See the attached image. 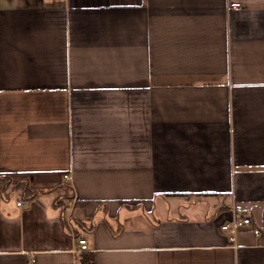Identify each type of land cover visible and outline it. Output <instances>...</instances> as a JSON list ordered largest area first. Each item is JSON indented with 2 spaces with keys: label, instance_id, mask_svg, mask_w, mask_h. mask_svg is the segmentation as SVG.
<instances>
[{
  "label": "crops",
  "instance_id": "crops-1",
  "mask_svg": "<svg viewBox=\"0 0 264 264\" xmlns=\"http://www.w3.org/2000/svg\"><path fill=\"white\" fill-rule=\"evenodd\" d=\"M2 176L0 264H264V0H0Z\"/></svg>",
  "mask_w": 264,
  "mask_h": 264
},
{
  "label": "built area",
  "instance_id": "built-area-1",
  "mask_svg": "<svg viewBox=\"0 0 264 264\" xmlns=\"http://www.w3.org/2000/svg\"><path fill=\"white\" fill-rule=\"evenodd\" d=\"M65 179L71 178L69 174H64ZM19 205H23L24 202L21 200L18 202ZM253 218L250 214H239L234 216L231 220L222 224V229L226 232L230 233L229 239L231 242H235L236 234L240 229H245L248 227H252ZM254 233L256 235L260 234V230L258 228H254ZM89 249V242L86 238L79 237L77 240V245L75 247V252H83ZM35 259L32 257L29 261V264H34Z\"/></svg>",
  "mask_w": 264,
  "mask_h": 264
},
{
  "label": "trees",
  "instance_id": "trees-1",
  "mask_svg": "<svg viewBox=\"0 0 264 264\" xmlns=\"http://www.w3.org/2000/svg\"><path fill=\"white\" fill-rule=\"evenodd\" d=\"M5 180H6V176L0 177V182H3ZM17 188H21L25 195L29 194L31 197H37L38 196L37 192H35V191H33L32 189L29 188L27 180H21L20 182H18L17 183ZM62 188L64 190H66L67 192L69 191V186L68 185L62 186ZM73 197H74L73 192L71 194L64 193V194L59 195L57 200L62 203V202L65 201L66 198L73 199ZM67 205H69L68 202H67ZM91 262H92V257L89 256V257H86V259H85L83 264H91Z\"/></svg>",
  "mask_w": 264,
  "mask_h": 264
},
{
  "label": "rangeland",
  "instance_id": "rangeland-1",
  "mask_svg": "<svg viewBox=\"0 0 264 264\" xmlns=\"http://www.w3.org/2000/svg\"><path fill=\"white\" fill-rule=\"evenodd\" d=\"M185 209L184 208H182V211H184Z\"/></svg>",
  "mask_w": 264,
  "mask_h": 264
}]
</instances>
